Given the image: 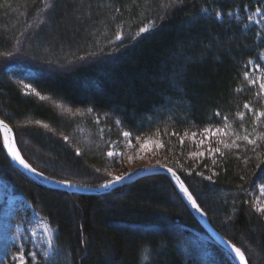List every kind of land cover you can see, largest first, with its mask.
Segmentation results:
<instances>
[{"label": "trees", "instance_id": "16d2710c", "mask_svg": "<svg viewBox=\"0 0 264 264\" xmlns=\"http://www.w3.org/2000/svg\"><path fill=\"white\" fill-rule=\"evenodd\" d=\"M260 9L264 0H0V119L22 157L58 181L98 187L144 161L171 168L248 264H264V92L251 70L264 32L249 23ZM145 136L159 146L136 161L128 141ZM7 192L53 232V255L26 264H237L166 175L103 195L54 190L14 166L0 131V224Z\"/></svg>", "mask_w": 264, "mask_h": 264}, {"label": "rangeland", "instance_id": "374dc122", "mask_svg": "<svg viewBox=\"0 0 264 264\" xmlns=\"http://www.w3.org/2000/svg\"><path fill=\"white\" fill-rule=\"evenodd\" d=\"M249 23L264 32V9L256 11L251 16V19H249ZM260 62L259 68L255 65L253 69H251L259 85L264 83V52L261 53ZM156 140L157 139L152 136L129 140L130 142L128 141V144L132 150L131 153H133L132 156L134 159L137 161L136 158H141L140 155L143 153L151 152L146 149L158 147L159 144ZM145 162L146 161L139 166H135V168L150 167L147 166ZM135 168H132V170ZM115 176L118 175H113L112 178ZM261 191L263 193L264 189ZM5 198L8 204L10 218H8L4 224H0V232L4 234H0V255L3 257V261L0 262V264H20L18 257L21 253L25 255L24 264L27 263L28 258L34 256L33 253L35 254L36 251L43 252L46 258L51 257L53 255V232L48 225L43 222L38 215L34 214L23 197L7 192ZM263 205L264 201L258 206L262 208ZM49 241L51 243H49Z\"/></svg>", "mask_w": 264, "mask_h": 264}, {"label": "water", "instance_id": "95a60500", "mask_svg": "<svg viewBox=\"0 0 264 264\" xmlns=\"http://www.w3.org/2000/svg\"><path fill=\"white\" fill-rule=\"evenodd\" d=\"M8 128L11 129L9 126H8ZM0 131L2 133L3 140H4V137L6 135L4 128L0 127ZM7 135H9V137L13 140V146L19 150L12 129H11L10 133H7ZM4 145H5V150H6L7 156L10 159V161L24 175H26L27 177L33 179L34 181H36V182H38V183H40V184H42L44 186H47V187H49L51 189L61 190V191H65V192H68V193H71V194L103 195V194L110 193L111 191H113V190H115V189H117V188H119V187H121V186H123L125 184L134 182V181H136V180H138L140 178H143V177L155 176V175H160V174L166 175L169 178H171V180L175 184L178 192L182 196L183 200L187 204L188 208L190 209V211L192 212V214L194 215V217L196 218V220L198 221V223L200 224L202 229L206 232V234L214 242H216L219 246H221L223 249H225L234 258V260L236 261L237 264H243V262H241L237 257L234 256L231 248L228 245L229 241L225 237H223L211 225L207 215L204 212L198 211L196 208H194L192 206L191 202L187 199V196L182 192V190L180 188V183L183 182V181L181 180L179 175L174 170L172 172L168 171V169H171V168L164 167V166L138 167V168L130 170L127 173H125L124 175H122V176L125 177V179L123 181L117 182V183L113 184L112 186H110L108 188H103V187H100V186H98V187H89V186H83V185H78V184H73V183H71V186H69L67 184H61V183L58 182V180L50 178V177H48V176H46L44 174H43V176H41V175L38 174V173H40L39 171H36V173H33V172L29 171L28 169L24 168L9 153L8 146H7V144L5 142H4ZM19 152H20V150H19ZM20 154H21V152H20ZM21 156H22V154H21ZM173 173H175V174H173ZM184 186H185V184H184ZM246 260H247V258H246ZM247 264H248V261H247Z\"/></svg>", "mask_w": 264, "mask_h": 264}, {"label": "snow or ice", "instance_id": "6c2138e0", "mask_svg": "<svg viewBox=\"0 0 264 264\" xmlns=\"http://www.w3.org/2000/svg\"><path fill=\"white\" fill-rule=\"evenodd\" d=\"M181 2H182V0H181ZM204 10L207 11V9H204ZM216 15L219 16L220 13H217ZM249 19H251V17H249ZM146 31H148L147 27L140 28V32H146ZM117 38L119 39L120 37L118 36ZM7 55H11V54H7ZM256 67L259 68L260 66L257 64ZM247 77H248V73L245 72V78H247ZM250 82L253 84L256 83L255 80H251ZM21 83L23 84V81H21ZM24 87L25 88H32L31 84H24ZM260 88L262 90H264V83L260 84ZM32 91L35 92V89H32ZM35 94L37 96L40 95L39 92H35ZM41 99H44V97H41ZM244 107L248 108L249 105L245 104ZM217 115H219V113H217ZM259 115L264 116V112H261ZM224 119H227V117H225ZM0 127L4 128V130H5L6 135L4 137V142L7 144L8 151L12 155V157L15 160H17L19 162V164H21L24 168L28 169L29 171H31L33 173H36L37 170L35 168H33L27 161H25L24 158L21 156L19 150L13 146V140L9 137V135H7V133L11 132V129L8 128V126L5 124V122L3 120H0ZM45 127H46V125H45ZM203 131H204V133H210L211 135H215V133L211 132V130L209 128H205ZM217 131H219V130H217ZM173 134H175V133H173ZM123 135L125 138L130 137L129 132H124ZM192 135H193V137H195L196 133H192ZM237 138H239V137H237ZM244 139H247V136H245ZM65 140H67V137H65ZM180 143H183V139L180 140ZM200 143H203V140H201ZM249 143H255V142L249 141ZM160 146L162 147V145H160ZM215 151H219V149H215ZM77 155H79V152H77ZM108 155L112 156L113 152H111V151L108 152ZM191 155L196 156L197 153H191ZM199 155L202 156L203 153H199ZM97 171H99V170H97ZM168 171L172 172L173 170L168 169ZM38 174L43 176L42 172L38 173ZM173 174H175V173H173ZM201 175H202V173H201ZM124 179H125L124 176H115L111 180H107L105 183L100 185V187L108 188L117 182L123 181ZM208 179H211V177H209ZM58 182L61 184H67V185L71 186V183L69 181H66V180H61ZM261 187L264 188V184H262ZM180 188H181L182 192L187 196V199L191 202L192 206L194 208H196L198 211L203 212V209H201L199 204H197L196 199L193 197L191 192H189L188 188L184 186L183 182L180 183ZM257 211L264 214V208L257 207ZM49 243H51V242L49 241ZM228 245L231 248L234 256L237 257L241 262H243V264H247V260H246L244 251H242L241 248L237 247L235 244H232L230 241L228 242ZM33 255H35V254L33 253ZM18 260L20 261V264H24L25 255L23 253H21L18 257Z\"/></svg>", "mask_w": 264, "mask_h": 264}]
</instances>
